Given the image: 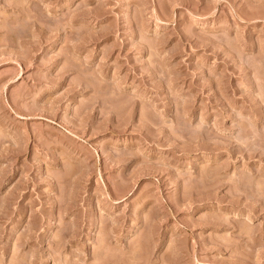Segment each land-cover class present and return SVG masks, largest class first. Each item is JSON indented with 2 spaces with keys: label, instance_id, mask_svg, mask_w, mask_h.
Here are the masks:
<instances>
[{
  "label": "rangeland",
  "instance_id": "obj_1",
  "mask_svg": "<svg viewBox=\"0 0 264 264\" xmlns=\"http://www.w3.org/2000/svg\"><path fill=\"white\" fill-rule=\"evenodd\" d=\"M0 264H264V0H0Z\"/></svg>",
  "mask_w": 264,
  "mask_h": 264
}]
</instances>
